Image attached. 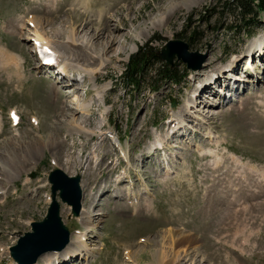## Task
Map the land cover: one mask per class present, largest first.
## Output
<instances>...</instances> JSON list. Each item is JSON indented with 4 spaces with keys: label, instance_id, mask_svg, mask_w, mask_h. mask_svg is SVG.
<instances>
[{
    "label": "rangeland",
    "instance_id": "1",
    "mask_svg": "<svg viewBox=\"0 0 264 264\" xmlns=\"http://www.w3.org/2000/svg\"><path fill=\"white\" fill-rule=\"evenodd\" d=\"M51 1L0 0V264H16L10 248L45 219L48 176L58 168L83 178L81 215L89 222L61 209L71 239L88 234V248L97 250L61 264H264V16L239 34L229 29L235 20L226 0ZM32 17L74 67L103 68L80 75L73 67L71 81L41 78L28 40ZM72 30L76 43L67 42ZM172 40L205 56L202 68L175 60L174 69L188 74L177 87L152 91L154 73L138 90L128 86L131 56ZM15 105L24 118L18 127L9 118ZM172 118L183 123L179 132ZM145 183L151 195L138 204L117 197ZM218 195L227 201L217 208Z\"/></svg>",
    "mask_w": 264,
    "mask_h": 264
},
{
    "label": "water",
    "instance_id": "2",
    "mask_svg": "<svg viewBox=\"0 0 264 264\" xmlns=\"http://www.w3.org/2000/svg\"><path fill=\"white\" fill-rule=\"evenodd\" d=\"M167 65L175 66L177 61L187 64L189 70H200L206 57L189 51V44L183 40H172L157 52ZM52 185V204L42 222L32 224V233L22 237L18 245L11 249L13 259L18 264H36L40 257L49 252L64 250L70 243L71 234L61 217V202L72 208L78 217L82 210V175L69 176L62 169H56L49 175ZM61 200V202L59 201Z\"/></svg>",
    "mask_w": 264,
    "mask_h": 264
},
{
    "label": "bare ground",
    "instance_id": "3",
    "mask_svg": "<svg viewBox=\"0 0 264 264\" xmlns=\"http://www.w3.org/2000/svg\"><path fill=\"white\" fill-rule=\"evenodd\" d=\"M48 1V0H47ZM51 1V0H50ZM188 1H190L191 3H193L194 2V0H188ZM52 2V1H51ZM50 3V2H49ZM45 5V4H44ZM49 7V6H48ZM47 7V8H48ZM49 9V8H48ZM41 10V9H40ZM46 11H47V9H46ZM49 11V10H48ZM45 12V11H44ZM50 13V12H49ZM46 14H47V12H46ZM33 18V17H32ZM37 18V17H36ZM49 18V17H48ZM90 22V21H89ZM29 23H30V25L33 27V29H34V32L32 33L31 32V36L32 37H29V41H32L33 42V45H34V48L35 49H39V50H41L42 49V47L43 48H45V50H52V51H54V53L57 55V56H59V59H61V63L59 64V66L58 67H56V68H53V67H46L47 69H51L52 71L54 70L55 71V73H56V77L58 76H62V79H68V80H73V79H75L72 75H73V73H76L77 72V74H83V73H85V74H92V75H94V74H96V73H98L99 71H100V69H102L103 68V66H104V63L103 62H101L100 63V65L98 66V68H96V69H90V68H87V67H85V66H73V64H71V59H68L67 58V55L66 54H64L63 53V51H61V49H60V47H59V45L55 42V41H50V40H48L45 36V33H44V31L42 30V28H40L39 27V23H40V20H35L34 18L33 19H31V20H29ZM52 23V22H51ZM92 23V22H91ZM90 23V24H91ZM90 26V25H89ZM204 26V25H203ZM88 28H90V27H88ZM111 29V28H110ZM92 30V29H91ZM93 30H95V29H93ZM105 30V29H104ZM98 31V30H97ZM100 31V30H99ZM111 31V30H110ZM79 32V31H78ZM107 32H109V30L107 31ZM71 34L73 35V36H69V37H67V42H72V43H76L77 42V40L75 39V37H76V31H73L72 30V32H71ZM98 34V33H97ZM103 34H105V32H102V37H98L97 38V40H98V42L101 40L100 38H105V35H103ZM112 34V33H111ZM95 35H96V33H95ZM98 35H100V33L98 34ZM109 35V34H108ZM93 37V36H92ZM107 38H109L108 36H107ZM92 39H95L94 37L92 38ZM110 39V38H109ZM112 40L110 39V42H111ZM114 41H115V39H114ZM114 45V44H113ZM82 46V45H81ZM83 47V46H82ZM87 48V47H86ZM261 48V46H259V51L260 52H262L263 50L262 49H260ZM106 50V49H105ZM84 51V50H83ZM86 52V51H85ZM69 53V52H68ZM87 53V52H86ZM96 53V52H95ZM85 54V53H84ZM260 55L261 56H263L264 55V53H260ZM5 56V55H4ZM71 56H73V57H77L75 54H70V57ZM6 57V56H5ZM7 58H8V60L9 61H12V60H14L15 58L13 57V56H9V55H7ZM86 58V57H85ZM77 59V58H76ZM22 60V59H21ZM70 61L69 63H67V61ZM23 63V62H22ZM21 64V63H20ZM252 64H253V62H252ZM22 66V65H21ZM87 66H89L88 64H87ZM74 67V69H76V72H74V71H71V69ZM20 68V67H19ZM18 68V69H19ZM234 69V68H233ZM234 70H237V69H234ZM19 71H20V69H19ZM16 77L17 78H21V73H19V72H16ZM214 77H217V74L216 75H214L213 76V78ZM212 78V79H213ZM221 79V78H220ZM23 80V79H22ZM21 81V80H20ZM220 81V80H219ZM213 82H211V84H212ZM210 89H211V86L209 85L208 86ZM80 106V105H79ZM88 108V104H86V103H84L83 104V109H87ZM36 120H38V119H36ZM177 121V120H176ZM175 121V122H176ZM174 122V123H175ZM178 122V121H177ZM176 122V123H177ZM182 125H183V123H181V122H178L176 125H175V130L174 131H176V132H179V130L181 129L182 130ZM172 132V131H171ZM173 133V132H172ZM117 136V138L119 139V136L118 135H116ZM48 139H50V144L51 145H54L55 144V137L53 138L52 136H50ZM207 139H209V138H207ZM115 140V138L113 137V138H111V141H114ZM216 143H217V141H216ZM158 145H159V151H163L162 149H164V147L162 146V144H161V142L160 143H158ZM18 149V148H17ZM19 151V150H18ZM26 152V151H25ZM151 153V152H150ZM13 154V153H12ZM147 154H149V153H147ZM58 155V154H57ZM207 155V154H206ZM147 157H150V155H148ZM238 160V159H237ZM237 160H235L236 161V163H238V166H240V167H242L243 169H245V164H243V161L242 160H240L239 159V161H237ZM5 164H6V162H5ZM224 165H225V163L224 164H222V163H220L219 165H218V167H224ZM213 166H214V168H216L217 166L215 165V162H214V164H213ZM172 168L170 167V168H168V171L167 172H169L170 170H171ZM122 176V175H121ZM124 179H123V176L122 177H119L118 178V180H117V185H120V184H123L124 183ZM119 183V184H118ZM1 193H5L4 191H3V188H1ZM138 192H140V190L138 191ZM219 192V191H218ZM221 192H225V191H221ZM131 193V192H130ZM220 193V192H219ZM121 195V196H120ZM120 195L119 196H117L118 198H124L125 200H128V198H130V200H134V199H139V197L141 196V200H143L144 199V197L146 196V195H151V190H150V187H148V186H146L142 191H141V193H139V194H137V193H134V194H127V192H126V194H124L123 196H122V194L120 193ZM145 195V196H144ZM217 195V194H216ZM252 195H254V194H252ZM142 196H144V197H142ZM218 199H217V201H215V203H214V206H216L217 208H218V206L217 205H219V202L220 203H222V202H225V201H227V200H223V196H220V195H218V197H217ZM132 204V203H131ZM224 204V203H223ZM221 206H222V204H220ZM149 206V205H148ZM213 206V205H212ZM220 206V207H221ZM84 212V211H83ZM80 216H82V218H83V220H84V222L85 223H87V222H89V217H87V216H83V214L82 215H80ZM89 230H91V228H89ZM89 232H91V231H89ZM88 235V234H87ZM86 234H82V235H77V237L76 238H73V240L71 239V245L73 246V248L71 247V245L68 247V248H66V249H64V250H62V251H59V252H50V253H46L45 255H43L42 257H43V259L40 261V262H38L37 264H61V263H63V262H66V261H70L74 256H75V254L77 253V251H80L78 254H80L81 256H83V257H86L87 256V258L89 259V257L91 258H93V257H95V254H96V252H97V250H90L89 248H88V244H87V238H86V236H87ZM186 242V241H185ZM82 249V250H81ZM71 256L72 258H67L68 256ZM41 259V258H40ZM68 259V260H67ZM70 259V260H69ZM131 260L132 259V252H129L128 254H127V260ZM128 260V261H129ZM160 262H162V261H160ZM160 262L158 261V260H155V261H153L152 262V264H160Z\"/></svg>",
    "mask_w": 264,
    "mask_h": 264
},
{
    "label": "trees",
    "instance_id": "4",
    "mask_svg": "<svg viewBox=\"0 0 264 264\" xmlns=\"http://www.w3.org/2000/svg\"><path fill=\"white\" fill-rule=\"evenodd\" d=\"M228 13L232 14L235 22L229 27L232 32L239 34L253 30L258 25V20L264 16V0H226L224 4ZM200 33L194 31L189 39H194ZM154 73L153 79L148 75ZM124 81L128 86L138 90L144 81L153 79L152 91L159 92L162 84H182L188 77L184 67L181 71L162 63L154 48L147 44L140 47L135 55H132L124 71ZM151 81V80H150ZM174 105L177 103L174 101Z\"/></svg>",
    "mask_w": 264,
    "mask_h": 264
}]
</instances>
